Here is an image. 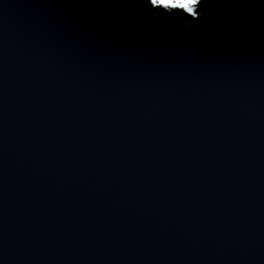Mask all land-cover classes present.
<instances>
[{"label": "water", "instance_id": "95a60500", "mask_svg": "<svg viewBox=\"0 0 264 264\" xmlns=\"http://www.w3.org/2000/svg\"><path fill=\"white\" fill-rule=\"evenodd\" d=\"M196 10L0 0V264H264V0Z\"/></svg>", "mask_w": 264, "mask_h": 264}, {"label": "snow or ice", "instance_id": "6c2138e0", "mask_svg": "<svg viewBox=\"0 0 264 264\" xmlns=\"http://www.w3.org/2000/svg\"><path fill=\"white\" fill-rule=\"evenodd\" d=\"M147 3L153 8L180 9L189 16L199 18L196 9L201 0H147Z\"/></svg>", "mask_w": 264, "mask_h": 264}, {"label": "clouds", "instance_id": "9594fccd", "mask_svg": "<svg viewBox=\"0 0 264 264\" xmlns=\"http://www.w3.org/2000/svg\"><path fill=\"white\" fill-rule=\"evenodd\" d=\"M232 8L235 10L239 5L238 4H235V3H233L232 5Z\"/></svg>", "mask_w": 264, "mask_h": 264}]
</instances>
